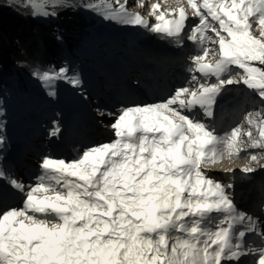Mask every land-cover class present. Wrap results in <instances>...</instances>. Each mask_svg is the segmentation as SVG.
I'll list each match as a JSON object with an SVG mask.
<instances>
[{
	"label": "snow or ice",
	"instance_id": "obj_1",
	"mask_svg": "<svg viewBox=\"0 0 264 264\" xmlns=\"http://www.w3.org/2000/svg\"><path fill=\"white\" fill-rule=\"evenodd\" d=\"M5 6L50 18L92 11L196 51L188 83L161 101L122 108L111 142L68 161L42 157L34 183L0 166V182L22 205L0 206V264H264V220L236 204L231 180L211 175H234L214 166L242 153L241 172L264 170V0L154 3L147 17L129 0H0ZM69 72L65 65L31 75L54 97V81L82 86ZM234 85L246 87L251 110L222 131L216 110ZM59 131L57 124L50 135Z\"/></svg>",
	"mask_w": 264,
	"mask_h": 264
},
{
	"label": "trees",
	"instance_id": "obj_2",
	"mask_svg": "<svg viewBox=\"0 0 264 264\" xmlns=\"http://www.w3.org/2000/svg\"><path fill=\"white\" fill-rule=\"evenodd\" d=\"M31 11L30 7L0 9V92L13 95L12 79L16 78L17 91L24 97L27 95L24 74L32 76L37 68L44 70L60 60L67 62L68 57L84 51L87 45H97L92 32L98 24L96 19L80 11L65 10L58 16L60 24L46 28L41 19L29 14Z\"/></svg>",
	"mask_w": 264,
	"mask_h": 264
},
{
	"label": "rangeland",
	"instance_id": "obj_3",
	"mask_svg": "<svg viewBox=\"0 0 264 264\" xmlns=\"http://www.w3.org/2000/svg\"><path fill=\"white\" fill-rule=\"evenodd\" d=\"M157 2L156 3H160L161 4V7L163 9H168V8H172V7H176L177 6V2H175L174 0H156ZM121 2H123V0H121ZM135 3V2H134ZM151 4H154L152 2V0H145V7L143 8H140L136 5L130 7V10L131 11H138V12H141L142 15L145 16V13L149 15V8H150V5ZM49 11H51L52 9L49 8L48 9ZM80 12L84 13L86 16L90 17V18H94L97 20L98 24L96 27L93 28L92 32L94 34L95 37H97V31L100 27H112V28H116L117 30L119 31H124V32H128L129 33V36H132V40L133 39H136V36H138L139 34H141L142 32L144 31H147L146 29L139 27V26H122V25H119V24H116L114 22H109V21H105L104 19H102V17L92 11H84V10H79ZM147 17V16H146ZM39 19H41L44 23V26L46 28H52V25L54 23H61L60 21V18L59 17H55V18H50V17H38ZM153 22H155L153 20ZM152 33V32H151ZM152 35H156L157 37H161L159 34H156V33H152ZM77 36L79 37V34H77ZM165 44L168 43V40H166V42H164ZM90 46H93L91 44L87 45L86 46V50H88ZM0 51H2V47L0 46ZM189 56L190 55H193L195 54V47L193 45L192 42H190V47H189ZM107 54H108V50L105 51ZM84 52L83 51H78V55L79 54H83ZM118 54H119V51H118ZM85 55V53H84ZM85 57V56H83ZM76 58H78L77 56L76 57H68V59L66 61H69L68 63H66L64 60H60L58 61V63L56 65H53L51 66L50 68L54 67L55 69H59L60 67L62 66H67L69 67V69L71 68H76L79 63L75 62L76 61ZM188 63H190V61H186L185 62V65H187ZM29 76V75H28ZM30 77H33V76H30ZM35 78V77H33ZM39 80L38 79H34V83L35 82H38ZM26 82V81H25ZM12 83L14 85V93L12 95V93H8L7 91H2L0 92V107H6L8 110L13 108L15 105H16V102L17 101H21L23 100V98L27 99V95H25L24 97L20 96L19 92L17 91L18 90V86H17V82H16V78H13L12 79ZM32 83V82H31ZM26 86L29 87V83L26 82ZM11 90V89H9ZM241 160V159H240ZM216 166V165H215ZM212 176H214L215 178L221 180V181H225L219 177L222 176H225L224 173H211ZM238 175H241V177H238L235 181H233L235 184H234V189H236L239 193V196L241 195V192H246L247 194H249L250 192H253L256 190H260L261 192L264 193V190L262 191L261 190V185L258 183H254L255 180L257 179H263L264 180V175H262L263 177H258L256 178L255 176V173L253 174H245L243 172H239ZM237 177V175H235ZM234 176V177H235ZM232 181V180H231ZM261 182V181H260ZM258 185V186H257ZM259 188V189H258ZM264 189V188H263ZM249 202V201H248ZM19 206H22L21 203H19Z\"/></svg>",
	"mask_w": 264,
	"mask_h": 264
},
{
	"label": "bare ground",
	"instance_id": "obj_4",
	"mask_svg": "<svg viewBox=\"0 0 264 264\" xmlns=\"http://www.w3.org/2000/svg\"><path fill=\"white\" fill-rule=\"evenodd\" d=\"M174 1L177 2V3H183L184 2V0H174ZM134 2H135V0H129L130 7L135 5ZM102 30H104L105 32H108V34L111 35V37L116 35V30L105 29V28H103ZM98 61L101 62V60H96L95 63H97ZM188 65H189V63H188ZM173 81H174V79L173 80H171V79L168 80L166 83H168V82L169 83L166 84V85H169V84L173 83ZM54 89H55L54 87L51 88V90H54ZM245 89H246V87H245ZM54 91H55L56 95L53 97V96L48 95V92H49L48 88H45L43 85H40V84L36 85L34 87V89H33V100H32V103L35 106H38L39 104L45 105L47 102L48 103L51 102V103H58L59 105L62 104L65 108H71V107L72 108L73 107L79 108V106H75L77 104L74 105V103L72 102L71 95H70V90L65 85H60V87L55 89ZM246 91H248V90H246ZM118 94H120V91H118ZM75 120H77V119L75 118ZM75 123L76 122H73V121H72V123H68V126H67L68 130H70V128H72V125H75ZM15 125L13 123H9V128L10 129H9V133H8V138H5V143L2 146H0V153L3 151V153H8L9 155H14V153H13L14 149L19 145L18 142L20 140L22 141L23 135L21 134V131H20L21 128H19V130H17V127H16L17 125L16 126ZM218 128H220V127H218ZM41 130L42 129L37 130V134L38 135L40 134ZM11 133L14 134V138L16 139V142L13 143L12 146H9V139H10V136L12 135ZM103 135L109 137V135H106V134H102V137H103ZM113 136L114 135H110V137L115 138ZM5 137H7V136L5 135ZM32 143H34V140L32 141ZM32 146H34V145L31 144L30 147H28L27 149L31 148ZM31 151H34V150H31ZM1 155L2 154H0V158L2 159ZM247 163H248L247 155L246 154H242L239 157L232 158L231 160L225 159L223 162L216 164V166H214V168L215 169H219V168L220 169L234 168V169L238 170V169H240L242 166H244ZM238 171L240 172V170H238ZM218 172H220V171H218ZM216 174H218V173H216ZM262 175H264V170H260V171L255 172L256 178L263 177ZM254 183H256V184L258 183V185L262 184L261 185L262 186L261 190L262 191L264 190L263 189L264 188V180L263 179L259 178V179L255 180ZM7 189H11V188L9 187ZM256 190H257V188H256ZM233 193H234V197L237 198L238 195H239L237 193V191L236 192L233 191ZM247 198H248V194L243 193V195L241 196V200H246ZM255 198H257V196H255ZM245 203H246V205H248V202H245ZM16 206H19V204H17ZM253 208H254V204L251 205V206H248L245 211H247V212L252 211V212L255 213L254 215L258 214V213L255 212V209L253 210ZM263 214H264V212H263ZM263 214H261L259 217H262Z\"/></svg>",
	"mask_w": 264,
	"mask_h": 264
},
{
	"label": "built area",
	"instance_id": "obj_5",
	"mask_svg": "<svg viewBox=\"0 0 264 264\" xmlns=\"http://www.w3.org/2000/svg\"><path fill=\"white\" fill-rule=\"evenodd\" d=\"M255 209V212L258 213L256 214L255 216H260L261 214H263V212L261 211V205L260 206H255V208H253V210ZM250 214H255L254 212L250 211L249 212ZM262 220H264V214L263 216L261 217Z\"/></svg>",
	"mask_w": 264,
	"mask_h": 264
}]
</instances>
